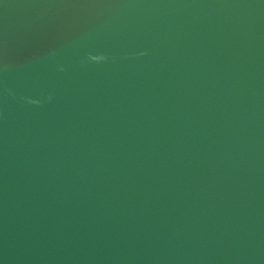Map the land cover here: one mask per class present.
<instances>
[{
  "label": "water",
  "instance_id": "1",
  "mask_svg": "<svg viewBox=\"0 0 264 264\" xmlns=\"http://www.w3.org/2000/svg\"><path fill=\"white\" fill-rule=\"evenodd\" d=\"M0 264H264V0H0Z\"/></svg>",
  "mask_w": 264,
  "mask_h": 264
}]
</instances>
